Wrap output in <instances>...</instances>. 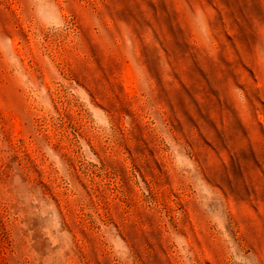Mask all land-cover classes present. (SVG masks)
<instances>
[{"label":"rangeland","instance_id":"374dc122","mask_svg":"<svg viewBox=\"0 0 264 264\" xmlns=\"http://www.w3.org/2000/svg\"><path fill=\"white\" fill-rule=\"evenodd\" d=\"M0 264H264V0H0Z\"/></svg>","mask_w":264,"mask_h":264}]
</instances>
